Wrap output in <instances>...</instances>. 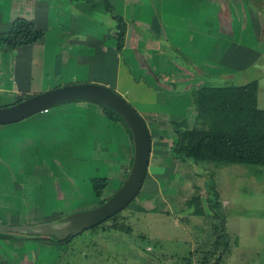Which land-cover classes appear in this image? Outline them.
<instances>
[{
  "label": "crops",
  "instance_id": "0c3cea01",
  "mask_svg": "<svg viewBox=\"0 0 264 264\" xmlns=\"http://www.w3.org/2000/svg\"><path fill=\"white\" fill-rule=\"evenodd\" d=\"M57 2L0 0V33L8 32L17 18L32 20L36 29L44 32L38 43L0 50L1 105L14 103L19 96L29 97L60 85L62 80L56 84L55 78L45 79V65L50 64L52 58L62 65L65 57L67 61L64 65L73 68L80 69L82 63L90 65L89 72L92 69L94 73L90 81L117 90L132 104H136V101L128 98L130 93L127 84H123L125 80L145 84L153 93L152 103L158 100L157 104H160L165 99L167 103L172 102L164 107L160 104L158 112L147 113L151 114L146 121L153 137L150 132L152 127L157 131L159 127L163 128L166 119L169 123L185 119L188 110L192 112L193 125L196 116L192 96L194 89L208 83V76H213L212 86L231 85L230 74L237 62L239 66L246 65L250 58L255 57L242 45L245 42L241 37L240 21L226 19L223 22L224 18L220 15L218 22L215 21L213 2L110 0L113 15L121 16L127 24L125 46L121 52L116 49L112 28L97 25L96 21L91 25L86 19L85 23H81L79 14L72 12L73 6V10L70 9L73 23L70 24L71 19L66 23L61 16L63 6ZM236 22V27L240 28L234 29ZM146 35H151L155 42L143 44L147 40ZM231 50H235L236 58L228 65L225 60L230 59ZM96 69L101 71V78L96 75ZM164 76L165 79L176 80L175 92L168 93L162 88ZM36 86H39V90H35ZM97 105L65 102L23 120L0 125V224L25 226L36 219L39 225L61 218L63 210L56 207V202L60 201L59 194L62 191L57 194L49 186L66 184V179L61 176H66L65 168L69 162L73 167L75 161L80 167L83 166L78 171L80 174L73 176L70 172L69 176L80 185L88 182L91 187L92 176L89 177L87 170L91 166L95 169L96 164L104 165L102 171L106 175L98 174L95 177L107 178L109 170L106 165L111 164L115 166V180L122 181L133 157L130 139L122 124L108 120ZM162 115L164 117L161 120L158 117ZM159 136L162 140L163 136ZM152 152L151 147L148 166ZM50 166L54 168L55 175L60 177L59 183L55 181V185L50 178ZM70 179L67 180L71 182ZM24 240L0 237V254L5 253L0 255V264L2 260L16 264L15 259L19 260V257L23 264H33L32 250L35 247H30L28 251L30 244ZM49 247L47 251L50 255L46 253L39 260L41 264H47L48 261L53 263L59 256L57 254L56 259H53L54 253L59 251L53 245Z\"/></svg>",
  "mask_w": 264,
  "mask_h": 264
},
{
  "label": "rangeland",
  "instance_id": "374dc122",
  "mask_svg": "<svg viewBox=\"0 0 264 264\" xmlns=\"http://www.w3.org/2000/svg\"><path fill=\"white\" fill-rule=\"evenodd\" d=\"M203 2L207 4L213 2L216 22L219 20L218 15L224 18L223 22H226V19L240 21L241 37L245 42L242 45L249 49L251 55L254 53L255 57L250 58L246 65L239 66L237 62L235 70L230 74L232 81L229 84L244 85L256 81L257 106L264 109V0H203ZM57 3L63 6L61 16L66 23L69 19L70 24L73 23L70 17V9L73 6L72 12L79 14L81 23H85L86 19L91 25L96 21L97 25L114 28L103 0H58ZM237 22L233 26L234 29L240 28L236 27ZM145 37L147 40L144 38L146 42L143 41V44L151 45L155 42L151 35ZM135 42L132 43L136 44ZM132 43L128 42L131 45ZM229 58L225 62L231 65L236 58L235 50L230 51ZM66 61L64 57L63 64L59 65L58 61L52 58L50 64L45 65V79L55 78L56 84L62 80L57 86L80 82L101 84L90 81L94 78L92 69L89 72L90 65L82 63L79 69L64 65ZM96 75L101 78V71L96 69ZM73 76L76 79L67 81L69 80L67 77ZM165 77H162L164 81L162 88L166 92H175L176 80ZM212 77L206 78L210 85L214 84ZM129 82L125 80L123 84H127L130 93L128 98L136 101V104L122 97L142 116L148 127L146 120L151 114L147 113L156 112L160 104L164 107L172 102L167 103L165 99L160 104H157L158 100L154 104L153 93L145 84ZM35 90H39V86H36ZM114 91L119 94L117 90ZM20 98L25 99L27 95L19 96L17 99ZM1 102L0 99V107L13 104L1 105ZM66 102H87L97 105L81 99ZM186 113H188L184 115L186 123L191 126L192 112L188 110ZM163 117L162 115L158 118L162 120ZM163 125V128L159 127L157 131L153 127L150 131L154 135L151 144L152 160L143 187L134 201L120 211L114 221L102 222L96 228L74 236L68 243L53 245L54 249L59 251L54 253L53 259L54 257L56 259L57 254L59 256L53 263L48 261L47 264H264V166L192 163L175 159L170 154V146L176 141V135L167 119ZM122 127L126 130L125 126ZM156 134L160 135L159 137L162 135V140ZM111 152L112 150L110 154ZM44 156L45 154L42 155ZM58 163L57 161V165ZM73 164L74 167L69 162L65 168L66 176H61L62 179H66V184L49 186L52 192L57 191V194L62 191L59 194L60 201L56 202V207L63 210L62 217L100 205L101 201L107 200L121 185V182L115 180V166L106 165L109 170L107 175L109 185L102 197L96 199L88 182L80 185L69 178L70 172L76 176L80 174L79 169H83V166L78 165V161ZM103 167L104 165L100 164H96L95 169L91 166L87 170L89 177L93 178L98 174L105 176ZM48 170L52 172L50 178L53 185L55 181L59 183L60 177L55 175L54 168L50 166ZM195 195L199 197V205L203 210L201 215H195L194 207H188L186 203ZM51 196L53 197V193ZM153 208L155 211H151ZM35 220L28 222L19 235L41 236L34 227L39 222ZM58 220L59 218L52 221L56 227L60 226ZM17 226L20 228L22 225ZM28 230L31 233L27 232ZM218 236L225 245L215 243ZM42 237L45 238L44 235ZM24 241L30 244L27 247L28 251L30 247H35L32 250L33 264H41L39 260L44 258L46 253L50 255L47 250L52 244H48L47 240L44 242L34 238ZM0 255L5 253L2 252ZM13 255L15 258V254ZM15 261L16 264H23L20 257ZM8 263H10L8 260H2V264Z\"/></svg>",
  "mask_w": 264,
  "mask_h": 264
},
{
  "label": "trees",
  "instance_id": "16d2710c",
  "mask_svg": "<svg viewBox=\"0 0 264 264\" xmlns=\"http://www.w3.org/2000/svg\"><path fill=\"white\" fill-rule=\"evenodd\" d=\"M103 1L106 11L111 14L114 25L113 36L116 40V49L121 52L125 46L127 24L121 16L113 15L110 0ZM43 35L44 32L36 29L32 20L17 18L13 21L8 32L0 33V50L16 49L38 43L42 40ZM257 92L256 81L244 85L231 84L222 87L212 86L208 82L200 88L194 89L192 92L196 111L194 124L189 126L185 119L170 122L176 135V141L170 146L172 157L192 163L212 162L216 164L264 166V109L257 106ZM20 100L23 99H17L15 102ZM98 105L108 120L125 126L133 149L130 129L122 117L109 107ZM150 138L152 140L151 135ZM131 163L132 159L129 168ZM127 173L128 171L124 178ZM90 184L95 196L99 199L108 187L109 179L93 177L90 179ZM103 202L101 201V203ZM186 203L188 207H194L193 213L195 215L203 214L197 195L191 197ZM151 211H155V208ZM117 214L119 212L106 221H114ZM10 227H12L11 230L4 231L9 234L5 235V233L0 232V237L24 238L25 240L39 238L52 245L65 244L73 238L69 236L60 240L53 236L43 238L42 235L33 236V234H30L29 237H21L19 234L24 231L22 229L25 226ZM96 227L94 226L92 229ZM27 232L31 233L29 230ZM216 238V244L223 243L225 245L220 236Z\"/></svg>",
  "mask_w": 264,
  "mask_h": 264
},
{
  "label": "water",
  "instance_id": "95a60500",
  "mask_svg": "<svg viewBox=\"0 0 264 264\" xmlns=\"http://www.w3.org/2000/svg\"><path fill=\"white\" fill-rule=\"evenodd\" d=\"M88 100L109 107L119 114L130 129L133 157L129 171L119 188L100 205L61 217L59 227L53 222L34 225L38 234L64 240L100 225L126 208L139 194L146 179L151 153V138L142 116L122 95L108 86L97 83H70L31 95L9 106L0 107V125L23 120L35 113L45 111L53 105L73 100ZM12 227L0 224V230Z\"/></svg>",
  "mask_w": 264,
  "mask_h": 264
}]
</instances>
